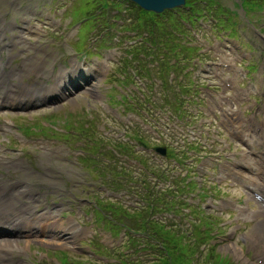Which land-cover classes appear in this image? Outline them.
<instances>
[{
  "label": "rangeland",
  "instance_id": "1",
  "mask_svg": "<svg viewBox=\"0 0 264 264\" xmlns=\"http://www.w3.org/2000/svg\"><path fill=\"white\" fill-rule=\"evenodd\" d=\"M99 1L102 2L99 4ZM215 1L230 16L233 27L227 30L220 22L206 19L201 20L193 36L189 33L192 37L186 39L184 46H191L190 50L194 52L191 53L190 64L199 60L201 74L195 66L191 72L196 73L198 79L193 77V73L189 76L198 84L202 76L209 84L213 82V85H217L215 94H219L225 103L244 94L263 96L260 99L263 103L264 6L261 10L254 8L251 11L240 6L241 0ZM107 2L108 5L105 0H0V66L5 64L0 79V88H5L3 95L9 90L10 98H14V101H20L18 99L24 96L32 97L27 91L16 93L11 86L14 78L12 66H21L14 71V80L18 76L19 80L24 79L30 85L45 89L46 83L60 78L57 76L60 71L71 69L78 74L87 70L94 76L88 88L76 90L68 99L66 90H70L69 86L59 85L57 81L51 93H59L57 97L64 98L53 97L47 103L28 108L15 104L14 107H3L0 112V150H4L0 154V176L3 174L4 185L12 187L17 180H21L23 187L31 192V200L34 203L42 201L39 214L53 210L62 218L65 229L72 234L66 237L74 247V251L65 253L58 252L65 249H50L32 240L24 241L21 248L15 246L16 249L9 255L11 260H15L10 264H15L16 260L21 262L25 255L30 256L27 264H150L151 261V264H156L158 257H161H155V247H144L146 240L140 241L144 234L132 235L134 232L125 227L122 229L119 221L113 223L107 220L112 215V219H116V214H120L121 217L117 218L128 225L134 223L135 228L138 226L136 219H139L135 214L143 205L135 198L136 193L131 188L126 185L114 188L111 179H131L133 170L135 174L139 171V163L156 165L154 153L144 151L140 144L143 147L150 143L159 144L163 135L168 134L153 133L151 130L152 126L147 122L154 118L146 112L148 101H155L156 113L160 110L165 113V96L171 95V101L176 99L177 103L184 98L181 108H173L180 118L194 113L203 116L205 101H201V104L194 102L196 108L191 104L187 106L190 97L197 98L193 93L195 85L181 88L184 82H189L187 78L175 80L169 77L174 62L183 57L181 53L184 55L181 48L177 55L173 52L164 61L166 73H169V82L164 88L159 86L162 77L157 76L153 66L162 61H133L136 53L146 54L149 50H156L157 57L163 58L162 54L169 55V51L161 48L159 43L156 47L161 49L153 48L152 43L156 41L154 31L141 26L136 20L138 13L131 3L129 9L123 0ZM213 16L217 20L225 18ZM38 19L42 23H37ZM30 24H33V30L25 28ZM36 24L40 25V29L34 26ZM26 31L27 36L19 34ZM235 33L241 47L236 45ZM20 37L31 42H23L19 46ZM7 46L14 47L11 50ZM19 47L27 48L26 52ZM247 47L254 49V52L248 51ZM4 50L8 51L6 55ZM36 52V59L29 60ZM251 56L260 61V68L247 81L239 60ZM10 58L11 66L8 64ZM144 65L149 67V77H141L140 80H146V86L138 80H129L134 79V72L138 73ZM244 69L249 71L251 67ZM22 85L29 87L24 83ZM127 87L137 94V98L133 94L130 99L126 97ZM179 88L187 93V97ZM238 98L244 101L237 100L230 106L237 111V115H233L238 122L237 129H241L243 124L259 128L257 122L264 123V112L258 111L256 104H251L247 96ZM144 106L145 110L133 113L128 109L136 110ZM245 116L247 120L243 121ZM158 121L160 124L154 126L159 128V132L165 125L171 130L176 128L173 121L163 124L160 117ZM209 121L212 123V120ZM213 125L218 127L216 135L222 139L217 142L222 147L216 155L218 164L207 162L210 155H200L204 158L198 160L197 169H190L184 176H174L172 187L159 191L161 204L173 206L174 213H178L175 216L169 213L155 214L156 219L164 222L167 228L172 227V232L165 230L161 234L168 243L167 248L171 244L192 245L198 237L210 236L205 240V249H201L202 245L197 243L195 249L198 251L194 255L185 252L190 264L191 261L192 264H202L204 260L213 264L214 259L220 263L221 257L228 258L233 264H264V229L257 237L258 225L264 224V216L259 215L250 198L252 185L260 183L258 189L263 190L262 179L256 175L263 171L254 165L257 169L255 174V170L239 164L248 165L249 159L252 160L257 152L263 150L264 133L252 140V144L250 138L238 133L231 125L230 133H227L222 127L225 120L214 119ZM172 135L169 136L172 138ZM212 135H209L210 139ZM181 144H184L183 139H179ZM229 152L230 158L226 157ZM5 163L9 164L8 169ZM164 163L168 171L156 168V174L170 179L169 175H175L177 169L171 160ZM189 163L196 165L195 162ZM213 167H217V170L212 174L209 170ZM185 169H188L187 165ZM184 172L183 169L181 174ZM203 172L209 177H202ZM142 176L147 177V174ZM247 176L256 179L251 180ZM210 179L216 180L217 184L209 183ZM151 184L156 188L170 186L169 182L163 184L155 179ZM207 185L216 189L214 198L217 202L210 200V192L215 189H208L210 186ZM190 193L196 194L193 201ZM197 199L200 200L198 203L195 202ZM148 206L149 200H146L141 216H144ZM57 231L63 232L62 229ZM21 232L25 233L26 228L8 237L21 239ZM174 234H180L181 239H176ZM29 239L43 237L31 236ZM210 249L214 251L212 255L207 252ZM13 254L23 257L15 259ZM208 257H212V261ZM164 260H160L161 264ZM183 261L186 262L185 259Z\"/></svg>",
  "mask_w": 264,
  "mask_h": 264
},
{
  "label": "bare ground",
  "instance_id": "2",
  "mask_svg": "<svg viewBox=\"0 0 264 264\" xmlns=\"http://www.w3.org/2000/svg\"><path fill=\"white\" fill-rule=\"evenodd\" d=\"M1 65L2 66H0V79L2 78L3 72L5 71L4 70L5 64H1ZM1 81H0V84H1ZM52 91H53V88H52ZM7 92L8 93L5 95H3L2 93L0 94V108L4 106V104L7 106L8 105L15 106V104L16 106H19V105L23 106V105L33 104L36 101V98H33L35 96H32V95H31L32 96L31 98L24 96L23 98L20 97L18 99L20 101H14V98L13 99L10 98V91L8 90ZM51 94H55V93H51ZM58 95L59 93L57 94V96ZM260 158L262 159L263 156H260ZM5 167L6 169H8L9 164L5 163ZM261 168L263 167L259 166V169ZM2 175L3 174H1L0 176V217H1L0 227L1 226L5 227L6 230H10L11 232L14 233V235H16L17 233H19L20 229H23L26 227H29V229H33V228L39 229L42 232L44 227H49L50 229H52L56 226V223L58 220L56 219L54 221H45L50 218V216L45 215V213L36 214L34 216L30 214L27 215L26 213L32 210L34 207V204H33L34 201L31 200L32 198L31 192H28V189L26 187H23L21 180H17L15 185L12 187H8L4 185V180L2 179ZM259 175L260 174L257 173V176ZM18 184H21V186H18ZM261 187H262L261 189L264 190V182H262ZM263 190L261 191L263 192ZM262 198L264 200V192L262 194ZM12 203L14 205L21 204V206H19V208L15 210V207L13 206ZM62 226H64V224H62ZM258 227L259 228H258L257 237L260 236L259 232L263 231L264 224L262 225L259 224ZM3 236H9V233H5ZM24 241L27 242L29 240L11 239V237H3V238L0 237V264H10L11 262H15V260L10 259L9 255H11V253L14 252V250L16 249L15 246L21 248V243ZM46 242L50 244H54V245H67L66 241H61V240H58V241L50 240ZM20 252L24 253L22 250H20ZM29 257L30 256L25 255L23 259L21 260V262L16 260L15 264H27Z\"/></svg>",
  "mask_w": 264,
  "mask_h": 264
},
{
  "label": "trees",
  "instance_id": "3",
  "mask_svg": "<svg viewBox=\"0 0 264 264\" xmlns=\"http://www.w3.org/2000/svg\"><path fill=\"white\" fill-rule=\"evenodd\" d=\"M189 3V1H188ZM254 0H250V6L251 7H254ZM138 10V13H144L145 11H142L140 9H137ZM195 9H193L192 6H190V8L187 10V11H180V14H178V16H175L174 17V24L176 25H179L181 26V20H187L190 18L189 16V12H193ZM147 13V12H145ZM156 16H153V18H155ZM138 19H141L138 17ZM137 19V20H138ZM155 22L158 24L157 22V19L155 20ZM145 24H148L147 21H144ZM154 33H155V36L156 34L158 33L159 29L157 28H154ZM165 35H167L168 37H171L173 35V32L168 30V31H165L164 33ZM160 36V35H159ZM148 193V192H147ZM137 215H142V212H137ZM141 219L142 216H139ZM142 227H143V232L147 233L149 236H151L153 238V243H155L156 246V250L158 251L157 255L158 256H161V257H158L159 260L156 261V264H161L160 260L162 258H164V262L162 264H190V262L188 261V257L185 255V252H190L192 253V255H194L198 250H196L195 248L197 247L198 244H203L204 241L203 239L204 238H199L196 240V242L193 241L194 244L192 245H188L186 244L185 246H182V245H171L167 248L166 246H168V243L167 241L163 238L161 232L165 231V230H168V231H171L172 232V228H163L161 226H158L159 225V222L158 221H155V220H152L151 217H150V213H147V215H145L144 219L141 221V224H140ZM153 225V226H152ZM147 229V230H146ZM175 235V234H174ZM177 236L176 239L180 240L181 239V235H175ZM198 243V244H197ZM197 244V245H196ZM158 247V248H157ZM200 247V245H199ZM161 254H160V252ZM208 254L212 255V253L214 251L209 250L207 251ZM217 255L219 254L218 252H215ZM185 256L188 258H185ZM215 257V256H214ZM210 260L212 259V257H208ZM185 259V261L187 262H184L183 260ZM220 259V263H217L215 262V259L213 261V264H231L230 263V260L226 257H221L219 258ZM190 260V259H189ZM181 261H183V263H181ZM202 264H211L210 262H207V261H203Z\"/></svg>",
  "mask_w": 264,
  "mask_h": 264
},
{
  "label": "water",
  "instance_id": "4",
  "mask_svg": "<svg viewBox=\"0 0 264 264\" xmlns=\"http://www.w3.org/2000/svg\"><path fill=\"white\" fill-rule=\"evenodd\" d=\"M145 10L162 12L165 9H172L184 4L185 0H131Z\"/></svg>",
  "mask_w": 264,
  "mask_h": 264
}]
</instances>
